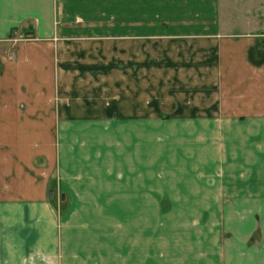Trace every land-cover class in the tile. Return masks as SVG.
<instances>
[{
	"label": "crops",
	"instance_id": "1",
	"mask_svg": "<svg viewBox=\"0 0 264 264\" xmlns=\"http://www.w3.org/2000/svg\"><path fill=\"white\" fill-rule=\"evenodd\" d=\"M0 264H264V31L219 0H0Z\"/></svg>",
	"mask_w": 264,
	"mask_h": 264
},
{
	"label": "rangeland",
	"instance_id": "2",
	"mask_svg": "<svg viewBox=\"0 0 264 264\" xmlns=\"http://www.w3.org/2000/svg\"><path fill=\"white\" fill-rule=\"evenodd\" d=\"M221 19L225 22L231 32H255L264 31V0H219ZM160 136L167 133L163 130L158 131ZM61 189L57 188V193L51 202L58 215L68 213L70 204L69 196L65 194V201L61 198ZM70 213V212H69ZM160 213V212H159ZM167 214L169 212H161ZM185 216L190 217L194 212H184ZM145 214H148L145 212Z\"/></svg>",
	"mask_w": 264,
	"mask_h": 264
},
{
	"label": "water",
	"instance_id": "3",
	"mask_svg": "<svg viewBox=\"0 0 264 264\" xmlns=\"http://www.w3.org/2000/svg\"><path fill=\"white\" fill-rule=\"evenodd\" d=\"M61 198L63 199V196H61ZM53 199H54V193H53V191H50L49 192V200L52 202Z\"/></svg>",
	"mask_w": 264,
	"mask_h": 264
}]
</instances>
